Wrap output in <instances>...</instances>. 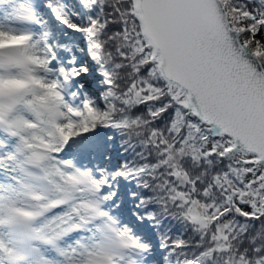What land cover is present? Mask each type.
<instances>
[{"label": "snow or ice", "instance_id": "6c2138e0", "mask_svg": "<svg viewBox=\"0 0 264 264\" xmlns=\"http://www.w3.org/2000/svg\"><path fill=\"white\" fill-rule=\"evenodd\" d=\"M0 264H264V0H0Z\"/></svg>", "mask_w": 264, "mask_h": 264}]
</instances>
